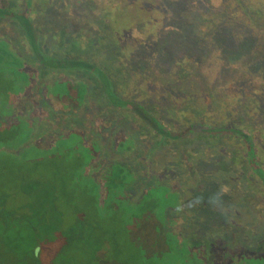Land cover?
Wrapping results in <instances>:
<instances>
[{"label": "rangeland", "instance_id": "1", "mask_svg": "<svg viewBox=\"0 0 264 264\" xmlns=\"http://www.w3.org/2000/svg\"><path fill=\"white\" fill-rule=\"evenodd\" d=\"M128 1L131 0H57L58 7L52 9V13L38 18L36 27L41 34L53 33L57 37H64L65 48L75 44V50L80 51L90 45V54L83 56L78 52L72 55L73 58L89 57L94 63L103 64L106 56H114L112 53L125 55L122 51L117 52L119 46L115 40L118 37H112L103 24L104 8L117 4L124 6ZM139 1L154 6L162 4L167 9L164 13L167 37L162 48L163 53L173 56L172 64L171 60L163 66L152 64L155 59L149 62L152 64L147 74V81L151 82L150 93L147 89L143 91V85L136 87L138 91L149 95L151 107L159 106L164 111L165 106L171 104L170 107L175 108L176 113L187 107L188 113L200 115L196 118L188 116L189 119L180 114L177 117L179 121L185 117L190 121L201 120L209 124L207 119L211 116L214 122L219 121L224 127L230 124L226 123L229 116L231 123L239 122V106L248 105L257 109L256 101L260 100L261 95L252 90L262 88L264 91L263 64L260 58L247 61L246 57L264 44V31L261 26L258 29L252 28L238 8L230 10V4L235 0ZM190 13L199 18V23L195 25L202 33L211 18H221L217 30L204 43H199L190 33L185 37L170 34L176 28L179 33V27ZM230 14L236 15L239 20L231 23ZM138 18L135 16L134 20ZM6 33L9 34L10 30ZM13 33L10 34L16 40L17 33ZM100 42L104 46L98 45ZM53 44L47 41L45 47L56 50ZM98 46L103 47L108 54L100 52ZM141 49L142 56L150 60L157 46L153 43ZM131 64L138 65L134 59ZM180 68L186 70V82L178 83L180 86L177 91L168 92L164 83ZM245 88L251 91L248 93L249 101L246 99ZM122 90L127 97L135 92L130 85ZM186 93H193L194 98L184 97ZM41 101L37 92L17 106L23 118L32 124L31 138L39 139L33 145L44 148L46 135H52L53 140H61L75 133L77 138H82L81 144L90 142L91 149H95V156L100 157L101 171L117 163L131 174L133 183L127 184L120 197L124 203L133 193L132 199L143 198L148 189L155 192V199L159 196L161 202H170L169 207H165L164 216L172 220L173 246L189 250H184L181 255L186 264H229L241 251L252 253V260L242 264H264V187L260 185L261 181H253L259 180V175L251 177L252 181L249 182L252 172L250 169L244 171L241 153L239 156L235 154L234 162H231L232 149L225 144L226 140L209 148L205 135H200V139H197L198 135H187L176 142L170 140L167 145L161 143L157 150L159 141H152L154 135L149 129H143L125 111L109 110L102 100L90 102L86 113L80 117V110L62 108L64 105L61 99L57 102L59 108L51 109L45 102V106L42 105L43 115L35 118L32 115L39 113ZM208 110L211 113L216 111L217 116L210 113V116L207 115ZM263 111L264 105L261 109V115L264 116ZM223 112L228 116L224 118ZM44 113L48 116L59 114L60 118L49 120ZM242 117L248 118L244 114ZM260 118L257 120L261 121ZM178 120L167 117L164 123H167L165 126L171 131L177 128L180 130L183 124ZM94 121L100 125L96 124L97 129L102 127L97 132L92 127ZM74 122L85 131L70 128L69 124ZM115 138L130 141V150L116 148ZM257 157L264 160L263 147L257 151ZM247 162L251 163L249 160ZM40 163L35 166L31 161L22 170H17L15 181L12 179V169L0 167V200L4 194L10 195L8 206L14 208L18 215L26 216L25 220L13 227L12 233L6 237L7 243L17 251L45 247L41 263L47 264L60 248L58 234L67 226L71 217L64 207V200H55L53 186L56 183L52 182L53 173L57 171L62 175L67 164L58 165L54 162L55 166L50 168L44 162ZM100 170L94 171L95 178L99 177ZM56 194L58 197L59 192ZM194 250L199 253L196 259Z\"/></svg>", "mask_w": 264, "mask_h": 264}, {"label": "trees", "instance_id": "2", "mask_svg": "<svg viewBox=\"0 0 264 264\" xmlns=\"http://www.w3.org/2000/svg\"><path fill=\"white\" fill-rule=\"evenodd\" d=\"M58 5L57 0H0V32L3 31L0 34V167L12 169V179L15 181L16 171L25 168L31 161L35 166L44 162L50 168L55 166L54 162L58 165L67 164L62 175L57 171L53 173L52 182L56 183L53 186L55 200H64V207L71 219L58 234L60 248L47 264H186L181 257L185 249L173 246L172 220L164 216L165 207H169L170 202H161L159 196L155 199V192L148 189L143 198L132 199L133 193L124 203L120 197L127 184L133 183L131 174L124 167L112 163L101 171L100 157L95 156V149H91L90 142L81 144L82 138H77L75 133L61 140H53L52 135H46L45 147L37 148L33 144L39 139L31 138L32 124L27 118H23L17 106L38 92L42 101L39 113L32 115L33 117L39 118L43 115L42 105L45 106V102L51 109L59 108L57 102L60 99L64 105L62 108L69 111L80 110V117L86 113L90 102L102 100L109 110L125 111L143 129H149L154 135L152 141H159L157 150L161 143L167 145L170 140L176 142L187 135H198L197 139H200V135H205L206 143L210 144L209 148L226 140L225 144L232 149L231 162H234L235 154L241 153L244 171L250 169L252 172L249 182L252 181L251 177L259 175V180L253 181H261L260 185L264 187V160L257 157L259 148L264 149V123L261 122H264V116L261 115L264 91L262 88L252 90L261 95L260 100L256 101L257 109L248 105L243 106L244 108L239 106V122L231 123L229 116L226 123L230 124L226 127L211 119L209 113L215 117L216 111L211 113L208 110L206 114L210 118L208 117L207 124L201 120L196 122L185 119L200 115L195 112L188 113L187 107L181 108L177 113L175 108L170 107L171 104L166 105L164 111L159 106L151 107L149 95L143 92L147 89L150 93L151 82L147 81L149 68L155 63L163 66L168 61L171 60L170 64L173 61V56L163 53L162 48L167 37L164 15L167 9L162 4L154 6L139 0L128 1L124 6L117 4L104 8L103 24L112 37H118L115 40L119 46L117 52L122 51L125 55L112 53L114 56H106L104 63L99 64L89 57H83L86 53L90 54V45L76 51L75 44L63 47L64 37H57L53 33L41 34L38 31L36 20L52 13V9ZM230 5V10L239 9L241 16L252 28L258 29L261 26L264 31V0H235ZM230 15L231 23L237 21L236 15ZM135 16L139 18L134 20ZM217 18L218 16L211 18L202 33L195 25L199 23V18L190 13L185 23L179 27V33L176 28L170 34L176 37L181 34L185 37L190 33L199 43H204L217 30L221 19ZM171 26L174 27L173 24ZM8 30L12 35L13 32L17 33L16 40L10 33H6ZM47 41L54 43L56 50L46 48ZM153 43L157 49L152 52L150 60H147L149 58L142 56L140 47L144 46L145 49L146 45L151 46ZM98 45L104 46L102 42ZM98 50L108 54L103 47L98 46ZM78 52L83 56L73 58L72 55ZM246 58L247 61L260 58L264 72V44ZM133 59L138 65L131 64ZM152 59L155 60L151 64L149 62ZM185 72L186 70L180 68L169 76L164 83L168 92L177 91L180 86L177 84L186 82ZM128 85L135 90L134 96L124 95L125 91L122 89ZM139 85L145 87L143 91H138L136 87ZM244 91L249 101L248 93L251 91L246 88ZM185 95L187 96L184 97L194 98L193 93ZM241 112L248 118L243 119ZM180 114L185 115L181 121L177 118ZM44 115L49 120L60 118L59 114ZM223 116L225 118L228 114L223 112ZM259 116L261 121L257 120ZM167 117H175L183 124L182 128L171 131L165 126L167 123H164ZM96 124L100 126L94 121L92 127L97 132L102 127L97 129ZM69 126L85 131L75 122ZM124 140L115 138V147L119 150H130V141ZM96 169L100 170L97 178L93 175ZM56 192H59L58 197ZM9 199L10 195L4 194L0 200V264H42L41 255L45 247L17 251L13 245L7 243L6 237L12 233L13 227L26 219L25 215H18L14 208L8 206ZM80 247L85 249H78ZM198 254L194 250V259ZM251 254L241 251L229 264L251 261ZM176 260L178 263H175Z\"/></svg>", "mask_w": 264, "mask_h": 264}]
</instances>
